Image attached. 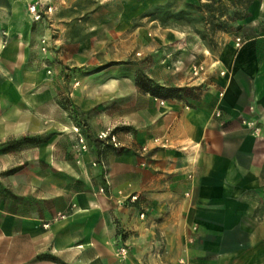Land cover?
I'll return each mask as SVG.
<instances>
[{
  "label": "crops",
  "instance_id": "crops-1",
  "mask_svg": "<svg viewBox=\"0 0 264 264\" xmlns=\"http://www.w3.org/2000/svg\"><path fill=\"white\" fill-rule=\"evenodd\" d=\"M37 2L52 0H0V58L8 64H21L37 37L28 13ZM244 12L235 39L196 77L183 67L185 34L158 37L150 77L197 97L161 104L130 83L124 113L106 122L118 142L106 157L110 196L78 195L57 222L52 186L40 191L41 202L52 201L40 215L25 203L0 204V264H57L44 255L72 256V264H264V0ZM19 194L33 196L32 183ZM122 246L128 255L119 259Z\"/></svg>",
  "mask_w": 264,
  "mask_h": 264
},
{
  "label": "rangeland",
  "instance_id": "rangeland-1",
  "mask_svg": "<svg viewBox=\"0 0 264 264\" xmlns=\"http://www.w3.org/2000/svg\"><path fill=\"white\" fill-rule=\"evenodd\" d=\"M246 1L52 0L50 18L32 26L37 37L27 43L21 64L0 58V132L18 133L0 137V204L12 210L25 203L40 215L52 205L41 202L40 191L52 186L51 222H57L75 208L64 204L78 195L110 196L106 157L118 146L106 122L124 113L130 83L144 95L137 80L162 86L149 74L161 57L154 52L158 37L172 41L175 33L185 34L183 67L203 69L210 64L206 59L217 60L228 38L235 39ZM93 125L101 127L97 134ZM31 183L33 196H20ZM46 257L72 264V256L67 262L46 255L39 260Z\"/></svg>",
  "mask_w": 264,
  "mask_h": 264
},
{
  "label": "built area",
  "instance_id": "built-area-1",
  "mask_svg": "<svg viewBox=\"0 0 264 264\" xmlns=\"http://www.w3.org/2000/svg\"><path fill=\"white\" fill-rule=\"evenodd\" d=\"M28 13L31 16V20L33 23H39L41 21H43L44 16H47L48 18H50V16L53 13V8L50 5H45V7H43V5L41 3H32L28 6ZM41 52L45 53L46 52V41L45 39H41ZM241 45V40L240 39H236L235 41V46L239 47ZM202 67H194L192 70V75L194 77L198 76L201 71H202ZM48 74H50V71H48ZM163 104V103H161ZM217 116L218 113H217ZM101 138H108L107 135H102ZM110 140L114 143L115 146H117L116 142H115V137L114 136H109ZM143 152L146 151V149L144 148L142 150ZM263 195H264V190H263ZM137 200V197L133 196L130 197V201L135 202ZM263 201H264V196H263ZM142 217V216H141ZM128 254V248L127 246H122L119 247L115 253V256L119 259H123L127 256Z\"/></svg>",
  "mask_w": 264,
  "mask_h": 264
},
{
  "label": "trees",
  "instance_id": "trees-1",
  "mask_svg": "<svg viewBox=\"0 0 264 264\" xmlns=\"http://www.w3.org/2000/svg\"><path fill=\"white\" fill-rule=\"evenodd\" d=\"M200 1H202V0H200ZM207 1L210 2V0H207ZM250 2H251V0L246 1L244 10H246V8L250 4ZM244 16L245 15L237 17V20L243 18ZM137 85L140 87V89L145 94H148L153 99L162 100V101H167L171 97H174V96L178 97L177 100L184 99L185 98L184 95H191L193 98L195 96L194 93L192 92V89L164 87V86H160V85H158V84L154 83L153 81L146 79V78L143 80H141V79L137 80ZM195 98H196V96H195ZM50 260L57 262L53 258H51Z\"/></svg>",
  "mask_w": 264,
  "mask_h": 264
}]
</instances>
